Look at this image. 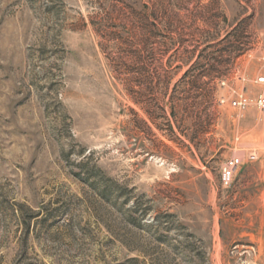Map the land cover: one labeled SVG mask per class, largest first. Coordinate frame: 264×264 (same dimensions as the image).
Wrapping results in <instances>:
<instances>
[{
  "label": "rangeland",
  "instance_id": "rangeland-1",
  "mask_svg": "<svg viewBox=\"0 0 264 264\" xmlns=\"http://www.w3.org/2000/svg\"><path fill=\"white\" fill-rule=\"evenodd\" d=\"M119 11L166 43L164 113L146 53L138 105L114 78ZM263 57L264 0H0V264H264V110L230 105Z\"/></svg>",
  "mask_w": 264,
  "mask_h": 264
},
{
  "label": "trees",
  "instance_id": "trees-1",
  "mask_svg": "<svg viewBox=\"0 0 264 264\" xmlns=\"http://www.w3.org/2000/svg\"><path fill=\"white\" fill-rule=\"evenodd\" d=\"M163 16H166L167 22L165 27L167 30H170V27L173 26L174 19L173 17L170 18L168 12L165 10L163 11ZM110 20L114 21L113 28H122V30H131L133 32L132 35H129V38H122L119 35L120 31L116 29L111 32L107 30V32H103L101 38L107 42H114L116 45L118 44V49H116L115 54L110 55L109 61L112 63V73L114 74V78L118 81H121L126 84V91L129 95L131 101L135 104H139V99L142 96L143 99L148 98L150 95L153 97L155 95L160 96L162 99L152 98L148 101V103H154L156 108L164 113V96H167L168 91L170 90L171 86V79L167 75H163L161 72L163 71L162 66V59L166 56L169 52L168 48L165 46L166 43H161L160 47L157 49L154 47V43H150L149 40L138 41L136 39L137 35L134 34L135 26L133 22L129 20L128 16L122 11L117 12ZM148 24V28L155 30L157 28V24L159 23L157 15L155 16L154 21L149 22L147 19L145 20ZM156 21L158 22L156 24ZM117 22V25L116 23ZM121 33V32H120ZM167 39V38H165ZM149 42V43H148ZM186 42L181 41L178 44V48L182 49L184 53L193 54L194 51H188L184 48ZM122 46L126 48V51H122L120 49ZM190 47V46H189ZM192 47V46H191ZM119 50V51H118ZM236 51V56L242 55L245 51L244 49L238 48ZM146 53V59L149 60V64L147 66H142L145 81L140 84V86H144L142 91V95L138 92L137 87L139 84L137 83V75L139 74L138 65L141 64L142 61H145L143 54ZM160 63V64H158ZM155 64V66H154ZM158 64V65H157ZM157 65V66H156ZM200 78H194L192 82L187 83L189 86V91H195L201 86ZM177 85V84H176ZM140 94V97H139ZM190 99V97H188ZM187 98V99H188ZM151 105V104H150Z\"/></svg>",
  "mask_w": 264,
  "mask_h": 264
},
{
  "label": "built area",
  "instance_id": "built-area-1",
  "mask_svg": "<svg viewBox=\"0 0 264 264\" xmlns=\"http://www.w3.org/2000/svg\"><path fill=\"white\" fill-rule=\"evenodd\" d=\"M255 82L264 87V77L258 76ZM230 105L238 110H245L248 106L253 105L258 110L263 111L264 93L258 94L253 99L248 98L243 94H239L234 100L231 101ZM241 163L242 158L240 156H232L224 163L220 174V181L224 186L230 185L233 175Z\"/></svg>",
  "mask_w": 264,
  "mask_h": 264
}]
</instances>
